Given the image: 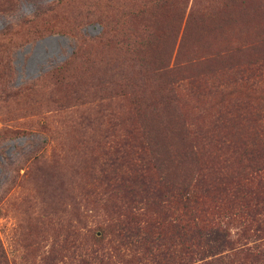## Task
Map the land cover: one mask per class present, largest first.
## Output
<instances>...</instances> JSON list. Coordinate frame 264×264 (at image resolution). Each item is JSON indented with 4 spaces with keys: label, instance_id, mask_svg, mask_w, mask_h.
<instances>
[{
    "label": "rangeland",
    "instance_id": "obj_1",
    "mask_svg": "<svg viewBox=\"0 0 264 264\" xmlns=\"http://www.w3.org/2000/svg\"><path fill=\"white\" fill-rule=\"evenodd\" d=\"M196 1L183 33L182 0H0V264H177L169 216L202 225L234 208L241 161L264 160V0ZM167 87L177 104L138 110L136 97ZM146 123L162 130L152 150L193 145L224 189L183 188L178 157L145 184L125 180L113 148L130 128L145 143ZM165 174L164 194L153 185Z\"/></svg>",
    "mask_w": 264,
    "mask_h": 264
},
{
    "label": "trees",
    "instance_id": "obj_2",
    "mask_svg": "<svg viewBox=\"0 0 264 264\" xmlns=\"http://www.w3.org/2000/svg\"><path fill=\"white\" fill-rule=\"evenodd\" d=\"M158 2L159 0H155L156 4ZM182 3L185 10L189 6V13L183 26L184 33L188 29V24L192 21L191 15L196 10L198 2L196 0H182ZM176 13V17L172 19V33L177 32L182 27L181 22L185 17L183 16V10L179 12L177 9ZM241 76L244 77V75ZM179 97L180 95L173 87H167L161 90L159 97L147 99L143 95L136 97L135 101L137 106L143 105L138 109L140 112H144L145 109L158 111L160 106L177 104ZM142 125L137 128L141 129V133L146 140L145 143L138 142L135 138L138 131L135 128H130L124 133L122 142L116 144L113 148V152L118 158L126 157V161L120 165L125 168L121 171L122 176L126 177L125 180L130 181L132 178L130 174H132L136 177L134 181L145 184L144 179L152 170L160 172L167 169V165L171 166L178 157V159H182L183 167H187L186 170L191 171L192 175L187 182L182 184L183 188L190 189V186H198V183L201 182L207 186L206 190L221 191L224 189L225 178L222 173L205 179V174L200 171L202 166L198 163V152L193 149V145L188 150H184L182 155L178 154L176 149L172 147L163 146L161 151L158 149L152 150L154 147L150 144V138L157 139L162 134V130L159 131L158 126L153 123ZM181 133L180 140L184 141L186 133L184 130ZM148 154L150 155L149 159H147ZM248 157L245 161H241V173L236 176L234 185L229 189L230 192L226 194L229 195L226 198L231 204L237 201L226 218L219 216L220 218H211L202 225H198L191 217V213L188 214V212L183 214L184 218H181L184 219L183 223H180L179 218L176 220L173 217H168L167 225L180 250L174 258V263L190 264L194 256L200 254L197 259L200 264H264V160L254 165L249 162L250 158ZM115 161L119 162V159H114L113 163ZM246 162L248 164L245 165ZM247 168L249 170H246ZM168 180L172 181L167 178L166 174L163 178L158 175L154 181L156 184L153 187L159 193H164L161 188L167 187L166 182ZM250 183L253 187L247 190L246 186ZM128 191L134 193L135 189L134 187H128ZM185 200V204L190 202V197L187 196ZM220 200L222 201V199ZM140 203L147 204L146 200H140ZM186 206L188 207V205ZM122 214L129 222L142 217L130 208H127ZM119 215L120 213L117 216L119 217ZM235 220L238 221L237 230L232 231L228 224L230 221ZM144 221L147 230L154 231V228L159 225L157 218H145ZM110 225L113 224L109 223L100 228L104 232V230L110 228ZM100 238L101 236H96V243L100 242ZM206 253L211 255L210 259H206ZM128 264L142 263L128 261Z\"/></svg>",
    "mask_w": 264,
    "mask_h": 264
}]
</instances>
